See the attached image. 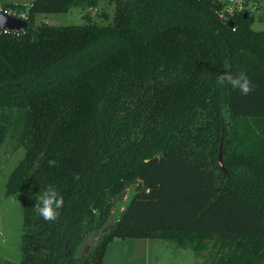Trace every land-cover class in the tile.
Returning a JSON list of instances; mask_svg holds the SVG:
<instances>
[{"label":"trees","instance_id":"obj_1","mask_svg":"<svg viewBox=\"0 0 264 264\" xmlns=\"http://www.w3.org/2000/svg\"><path fill=\"white\" fill-rule=\"evenodd\" d=\"M99 1L0 4L27 13L0 28V146L13 133L23 148L5 194L25 193L22 257L1 264H101L115 237L211 242L207 264H264V30L223 0H103L101 18L35 20ZM226 70L254 90L219 84ZM49 186L64 199L54 222L32 208Z\"/></svg>","mask_w":264,"mask_h":264},{"label":"rangeland","instance_id":"obj_2","mask_svg":"<svg viewBox=\"0 0 264 264\" xmlns=\"http://www.w3.org/2000/svg\"><path fill=\"white\" fill-rule=\"evenodd\" d=\"M29 1L14 0L12 4L27 5ZM3 3L11 2L0 0V4ZM104 5L106 4L103 0H100L96 7L88 10L80 5H73L63 12L38 13L35 20L50 23H81L85 21L84 14L101 18L100 12ZM106 6L109 11L112 9V5ZM241 9L248 10V14L254 17L251 23L254 29L264 30V0H242ZM95 20L106 23L111 20V16ZM15 141L14 134L8 133L0 146V264L7 260L20 261L22 257V204L25 193L21 190L9 195L5 194L6 178L23 154V148L16 147ZM133 188L134 184L125 188L123 195L112 208L104 228H107L125 208ZM94 237L96 240L98 235ZM175 244L174 240L155 237H115L107 244L102 264H207L215 253L211 242H207V245L198 252H193L189 244L183 247H176ZM93 246L94 244L91 243L90 250Z\"/></svg>","mask_w":264,"mask_h":264},{"label":"clouds","instance_id":"obj_3","mask_svg":"<svg viewBox=\"0 0 264 264\" xmlns=\"http://www.w3.org/2000/svg\"><path fill=\"white\" fill-rule=\"evenodd\" d=\"M219 84L230 85L233 89L239 90L242 95H248L254 90V86L244 71L232 73L225 71L218 75ZM64 207V199L62 194L51 186L46 188L37 198L36 203L32 206L33 211L44 221L54 222L60 216L59 210Z\"/></svg>","mask_w":264,"mask_h":264},{"label":"water","instance_id":"obj_4","mask_svg":"<svg viewBox=\"0 0 264 264\" xmlns=\"http://www.w3.org/2000/svg\"><path fill=\"white\" fill-rule=\"evenodd\" d=\"M244 13L246 14V12ZM227 22L229 25L233 24V21L231 20V18H229ZM26 26H27L26 19L12 15V14H8L0 10V28L9 29V30H20V29L25 28ZM221 152L222 151H221V146H220L219 151H218V164H219L220 169L225 172L226 168L223 164ZM91 243H92V239L88 238L85 240L81 248V252H80L81 256H84L89 252Z\"/></svg>","mask_w":264,"mask_h":264},{"label":"built area","instance_id":"obj_5","mask_svg":"<svg viewBox=\"0 0 264 264\" xmlns=\"http://www.w3.org/2000/svg\"><path fill=\"white\" fill-rule=\"evenodd\" d=\"M224 1V10H226L227 14H231L233 12H236L238 10L241 9V5H242V0H223ZM229 1V2H228ZM0 10L8 13V14H12L21 18L26 19L27 17V13L25 10H14L12 8H3L0 5ZM225 14V13H224ZM226 17H228L227 15H224Z\"/></svg>","mask_w":264,"mask_h":264},{"label":"crops","instance_id":"obj_6","mask_svg":"<svg viewBox=\"0 0 264 264\" xmlns=\"http://www.w3.org/2000/svg\"><path fill=\"white\" fill-rule=\"evenodd\" d=\"M8 2H13L14 0H7ZM142 238V237H141ZM145 238H149V237H145ZM176 245V244H175ZM176 247H183V246H177L176 245ZM106 251V250H105ZM194 252V251H193ZM104 255H105V253H104ZM104 257V256H103ZM103 263V261L101 262V264Z\"/></svg>","mask_w":264,"mask_h":264}]
</instances>
